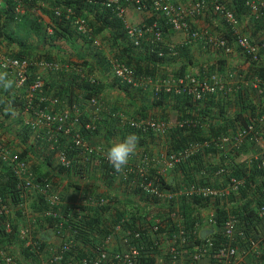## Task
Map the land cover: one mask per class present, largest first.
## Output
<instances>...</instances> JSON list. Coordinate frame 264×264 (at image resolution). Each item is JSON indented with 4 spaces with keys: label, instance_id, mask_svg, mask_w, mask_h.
Instances as JSON below:
<instances>
[{
    "label": "built area",
    "instance_id": "obj_1",
    "mask_svg": "<svg viewBox=\"0 0 264 264\" xmlns=\"http://www.w3.org/2000/svg\"><path fill=\"white\" fill-rule=\"evenodd\" d=\"M15 18H42L44 10L49 18L58 25H69L81 39L90 41V46L102 50L100 37L94 35L95 26L92 18L100 12L110 14L120 19L125 28L126 43L134 49L150 50L159 58L168 55L176 56L177 48L167 44L168 31L182 34L184 43L200 42L206 48H212L228 55L233 52V46L239 48L242 54L251 62L258 63L264 53V38L253 41L244 32L242 23L236 10L220 0H192L188 5H179L174 0H11ZM80 2L81 9L76 3ZM247 14L254 17H264V0H246ZM133 9L138 14L150 13L155 18L151 23L133 24L128 19V12ZM86 14V15H85ZM215 19L222 23L232 34V42L219 33L212 26L205 24L199 27L192 20ZM162 22V23H161ZM166 29V30H165ZM54 26L49 28L53 36ZM111 70L118 82L134 89L150 90L154 96L173 94L185 96L194 102H201L205 98L220 92L231 93L236 85L232 83L233 73H229L228 81L217 72L203 73L200 77L186 74L181 77H143L139 76L134 67L121 59L110 60ZM58 70L59 65L29 58H14L0 52V69L12 73L15 86L25 91L26 107L24 115L28 117L24 123L31 126L36 139H44L50 145L51 151H56L55 166L59 170H70L73 158L67 151L58 150L59 136L69 138L68 149L76 152L79 161L93 170L95 166L104 168L115 180L121 182L127 190H137L143 196L173 204L177 199L190 200L202 198L209 203L223 201L232 193H238L243 181L230 178L226 185L218 184L225 178L227 170L219 167L211 176L215 183L208 181L187 183L179 189L163 188L156 177L151 176L154 167L160 166L159 174L173 170L188 162L194 155L204 148L214 145L220 151L234 152L246 146L264 145V114L250 120L247 126L237 127L219 139L192 142L184 150L176 153H162L159 158L142 153L138 160L130 159L122 173H116L106 159L103 148L93 146L89 139L96 133L102 121L105 110L100 100L93 96L87 101H73L66 110L53 112L50 109H34L33 101L38 92L44 88L45 81L41 77L32 79V69ZM82 77L91 84H97L98 79L87 72ZM257 85V84H256ZM86 102V103H85ZM32 115H31V112ZM123 128L127 127L136 132L152 133L163 136L171 129L192 128L198 124L195 119L172 123L163 120L139 119L129 115L123 109L107 110ZM20 152L12 150L3 144L0 138V162L6 163L18 179L20 202L18 211L21 216L20 236L26 247L38 249L35 241L34 229L41 226L44 220H52L55 224L57 236L61 244L53 249L50 258L42 264H142V261L154 259V264H200L202 259L208 258L211 264H264V234L254 233L253 230L242 228L235 215H227L222 225L220 240L209 235L199 238L197 231H191L183 223V218L177 211L172 212L170 219H159L148 226L139 221L126 224L127 218L117 219L109 228L100 227L104 234L91 227V220L97 210L109 207L112 197L105 194L88 193L79 201L71 203L66 199L65 187H60L52 180L44 181L42 174L36 172L31 164L19 157ZM259 161V168L264 170V156L254 158ZM159 164V165H157ZM206 174L205 172H203ZM88 177L84 176L83 178ZM1 185V182H0ZM35 198H40V210L32 208ZM177 198V199H175ZM257 213L264 221V189L261 192V203ZM14 210L5 202L0 193V227L5 234L12 231ZM171 222L172 234L167 226ZM28 222V224H24ZM207 222L210 226H218V217L210 213ZM47 226V224L45 225ZM92 230V231H91ZM163 230V231H161ZM87 235L93 242L87 250L80 244ZM116 239L120 246L113 250ZM195 246L192 252L189 248ZM44 251V250H43ZM42 251L36 254L39 256ZM155 256H160L157 260ZM0 264H18L15 255L0 245Z\"/></svg>",
    "mask_w": 264,
    "mask_h": 264
},
{
    "label": "trees",
    "instance_id": "obj_2",
    "mask_svg": "<svg viewBox=\"0 0 264 264\" xmlns=\"http://www.w3.org/2000/svg\"><path fill=\"white\" fill-rule=\"evenodd\" d=\"M51 3H54V0H50ZM229 4L228 0H223ZM233 8L236 10L239 19L242 23L243 16L247 14V8L245 7L246 0H232ZM0 45L4 43L6 40H13V37L8 34V26L10 23L16 22L20 20L19 18H15L13 15V4L11 0H0ZM77 9H81L82 5L80 2H77ZM86 15V14H85ZM251 17V16H249ZM51 19V25L54 26V34L53 37L58 40L67 41L70 44H76L78 41L77 34L72 30L69 25H58L55 24V21ZM155 18H145L142 23H151ZM93 24L95 26V36H99L104 32H108L110 35V40L115 48L117 46L122 45V54L120 55V59L127 63L129 66L135 68L137 74L139 76H149V77H158L160 75L158 68L164 64L166 61L165 58H159L150 50H146L145 48L139 49L136 51L138 54H134L135 49L128 46L126 43V34L125 28L122 21L110 14V12H100L96 14L94 18H92ZM251 24L253 25L248 29L249 22L244 24L243 30L246 34L251 33V40L254 42L259 40L261 36L264 34V17H254L250 18ZM162 23V22H161ZM34 31L40 34V23L36 22L32 24ZM225 29V30H224ZM223 29L224 36L228 38L230 42H232V34L226 29ZM166 30V29H165ZM222 31V30H221ZM84 44L90 45V41L87 39L81 40ZM9 43V42H8ZM185 47L177 48V55L171 56L172 59L179 58L181 55H184ZM38 57H43L48 61H51L50 56L45 55H37ZM187 56V55H186ZM242 56H244L242 54ZM11 57L14 58H27V55L23 54H13ZM169 57V56H168ZM170 58V57H169ZM245 58V65L247 64L246 70H232L237 71V85L235 90L231 93H223L220 92L216 95L209 96L205 98L201 102L193 101L191 98L185 96H175L173 94H160L159 96H154L152 100V106L148 107L143 104V106L139 107V117L140 118H152L155 119V113L153 114L152 109H159L161 112V116L159 120L169 121L170 119H175L177 121H185L188 119H195L198 121V124L192 128H180L176 127L171 129L165 135H163V141L161 146L163 153H176L181 150H184L190 143L192 142H200L203 143L205 141H210L213 137L214 139H219L223 135L227 134L229 129L235 130L237 127L247 126L250 120L255 117H258L264 114V57L261 58L260 62L254 63L251 62L249 58ZM36 59V58H35ZM65 63L61 61V63ZM102 64V63H101ZM105 64V63H104ZM72 71L69 75H64L66 77L65 81L62 83H51L46 82L44 78H41L45 81L44 88L41 92L37 93L36 98L33 101L34 109H50L51 111H62L66 110L65 107H62L63 104L70 105L73 101H78L79 95H82L84 100L91 98L93 96L97 97L101 95L103 84L98 80L97 84H91L86 79L82 77L83 72H87L92 75V67L87 65V61H82L79 63H72ZM226 62L224 60L218 61V67L213 65H208L207 73L209 72H217L219 74H227L230 71L224 70ZM88 66V68H87ZM107 66V64H106ZM187 64L179 67L178 70L174 71L171 75L176 77H181L190 72L187 71ZM194 69L198 68V71L203 67L198 65L192 66ZM108 68V67H107ZM35 68L32 69V79L40 77L35 73ZM170 73H165L163 76H169ZM118 82V81H117ZM242 82V84H241ZM257 84L254 87V84ZM118 85L126 91L130 90V86L122 85L118 82ZM10 91H13L10 93ZM135 91L143 93L148 92V90L144 89H135ZM144 92V93H145ZM25 91L23 89H14L5 92L0 89V97H6L7 101L13 106L15 110V114H5L3 110V106H0V131L4 130L5 133L10 131L11 127L14 124H18L21 126L19 133L24 139V144H22L23 149L21 150L19 157L25 158L29 163L33 162V165L38 167L44 166L46 171H43L41 178L46 181H53L54 174L52 171L56 170L53 166V156L50 151L46 154V150H49V144L46 140L34 139L31 141L32 137V128L31 126H26L23 124V115L26 107V99H25ZM170 106L171 108H168ZM33 110L31 112L32 115ZM157 116V114H156ZM173 123V122H172ZM117 121L112 116H108L103 119V122L99 123L96 133L93 135H99V132L102 131L103 128L108 129L107 135L104 137L106 143L112 142L114 139V135L118 134L123 140L128 134L135 133L140 137L139 146L143 147V153L149 154L148 144L150 142H156L158 136L152 133H142L131 130L130 128H123L122 130L116 132L115 126ZM116 132V133H115ZM115 133V134H114ZM19 135L17 138L21 139ZM59 145L58 147L64 151H67L69 157L73 158L74 162L72 165V169L70 170H62L64 174H69L71 171L75 172V174L79 173L78 177L84 179V176L91 177L93 170H89L88 166L84 171V165L79 161L80 157L77 156L76 152L68 149L69 143L71 140L62 136H59ZM157 137V138H156ZM16 138V139H17ZM155 139V140H154ZM150 141V142H149ZM14 143V141H11ZM246 149V148H244ZM242 149V150H244ZM248 149V148H247ZM246 149V150H247ZM242 150H235L234 152H227V150L220 151L214 147V145H210L207 148H204L201 152L194 155L188 162L183 165H179L174 168L175 173L183 172L187 177L186 183H195V182H203L204 179H207L209 183H215V179H212L211 176L213 171L218 169L220 165H215L211 159L215 158V156L220 155L223 159L221 166H223L225 161H228V164L224 166L227 170V175L223 180L218 184L226 185L230 178H236L238 180H242L243 186H241L238 194H231L229 197V203L232 210V215H235L244 229L253 230L254 233H259L257 227L263 224L264 221L262 218L258 216L257 210L252 209L251 204L255 203L258 207L261 203V192L264 189V170L260 169L258 166L259 161H255L252 159L250 165L247 166L245 161L238 162L237 164L231 165L229 161H234L237 157L243 154ZM162 152L159 154L153 155L154 158H159L162 155ZM54 154V152H53ZM236 154V156H235ZM152 156V155H151ZM159 165V164H157ZM213 166V168L209 166ZM101 168V176L103 180L102 182L108 183L110 185V190L112 189V185L115 182H118L114 179L112 175H109L108 171ZM160 166H156L151 171V176L156 177L161 183L163 188H172V185L159 174ZM108 168V167H107ZM205 172L206 174H203ZM0 193L3 196L6 203L10 205V207L14 210L13 212V224H15L12 228V231L9 234H5L3 228L0 227V245L6 249L10 250V244H20L22 248V261L20 257L16 255L14 251H9L11 254L15 255L18 264H25L27 259L37 260L38 255L36 254L38 251H43L45 249V244L43 240V236H46L48 232H44V235L41 237H36L38 242V249L34 250L32 247H25L24 243L21 240L20 229L22 226L21 216L18 211V204L20 202V194L18 190V179L8 167L6 163L0 162ZM93 180V179H91ZM121 185L123 183L120 181ZM69 187L75 186V189H80V185L76 183H69ZM68 189V188H67ZM65 188V190H67ZM124 192V201L123 199H118V196H111L112 203L109 207L104 208L102 210H97L92 216L91 227L93 231L96 229L102 235L104 232L100 227L105 226V229H109L111 226H108L111 221H105L102 214L107 210H110L112 207L115 208L116 203L120 202L124 203L125 210L117 211L116 214L117 219H126V224H132L134 222L139 221L141 224L148 226L151 224L156 218L165 219L171 216L172 210L168 208V204L160 206L159 200L151 199L149 197L143 196L137 190H127L123 188H118V192ZM128 197H127V196ZM130 196V200H129ZM239 196V198H238ZM144 203L140 209H137L133 199L138 198ZM238 198V199H237ZM40 198H35L32 202V208L35 211H39L40 206ZM121 203V204H122ZM209 201L204 200L202 198H192L190 200L183 199L180 207L181 217L183 218V223L193 231H197L196 229V221L200 218V212L198 209L205 208L208 206ZM226 209V210H225ZM230 209V208H229ZM198 210V211H197ZM217 215H218V228L222 230V225L228 215L227 208L216 207ZM166 215V216H165ZM2 218L0 217V223ZM169 223L170 228L167 231H172L173 228ZM47 224V226H45ZM41 228L45 227V231L50 229V232L55 231L54 221L43 220L41 222ZM39 228V227H38ZM262 228V226L260 227ZM92 231V230H91ZM163 231V230H161ZM88 236L85 235L84 239ZM214 237L218 240L222 238L221 233L215 234ZM203 238V237H202ZM201 238V239H202ZM19 257V258H18ZM142 264H154V259H149L147 261H142Z\"/></svg>",
    "mask_w": 264,
    "mask_h": 264
},
{
    "label": "crops",
    "instance_id": "obj_3",
    "mask_svg": "<svg viewBox=\"0 0 264 264\" xmlns=\"http://www.w3.org/2000/svg\"><path fill=\"white\" fill-rule=\"evenodd\" d=\"M223 2V0H220ZM174 2H176L179 5H188L192 2V0H174ZM229 5L231 7H233V3L232 0H228ZM226 3V2H225ZM1 5V4H0ZM249 14L244 15L243 21H242V27L245 26L244 24H247L248 22L250 23L248 25V29L251 28L253 25L251 24L252 21H250ZM152 18L150 17V13H144V14H138L136 13L133 9H130L128 12V19H131L132 21H135V18ZM138 21V20H137ZM194 22L195 25L202 27L205 24H208L210 26H212L213 28H215L216 31H218L219 33H223V29L224 26L222 25V23L216 21L215 19H201V20H192ZM40 23L41 27H40V34L36 33L32 27L33 23ZM51 26V19L49 18V15L47 13L43 14L42 18H24L22 20H17L16 22L10 23L8 26V34L10 36L13 37V40H6L4 41L3 45H8L5 47H2V45H0V52L5 55V56H12L13 54H23V55H27V58L34 60L35 58L37 61H45L48 63H56L59 65L58 70H52V69H42L40 67H35V73L38 76H42L44 78V80L46 82H51V83H62L65 81L66 77L64 75H69L70 72L72 71V63H79L82 61H87V65L89 67H92V75H94L102 84H103V89L101 92L100 96H97V98L100 100V102H102V104L105 107L104 112L102 113V121L101 124L103 122L104 118L108 119V115H107V110L110 109H121L120 107L117 106H113L110 105L106 99L105 96H107L106 92L107 91H112L113 89L118 90L119 93H121V95L125 96V93H129L130 91L134 90L132 87H129L130 90L126 91L122 88V86L120 87V85H118V80L114 77V74L112 73L111 70V64H110V60H112V58L114 57V53L117 54V58H120V55L122 54V51H120V48H105L102 50H98L95 49L93 47H91L90 45L84 44L81 40V38H77L78 41L76 42V44H70V46L63 47L59 44L58 39H55L53 36H51L49 34V27ZM253 28V27H252ZM222 30V31H221ZM225 30V29H224ZM37 37V39L40 41V46H35L32 43L28 42L25 43V38L24 36H26L28 33L30 35V38H32V33ZM172 32V31H171ZM103 34V33H102ZM99 35L97 37H101L102 36ZM172 36L171 38H169V40H167V44L176 48L179 47H185L184 49V55H181L179 58L176 59H172V57L170 55H168L170 57V59L168 60V56L166 57V61L164 62V64H162L158 70L159 73L164 75L165 73H171L174 72L176 70L179 69V67H181L184 64H187V71L190 72L189 74L194 75V76H202L203 73H207V69H208V65H212L211 63L215 60H223L221 59V57H218L220 55H222L223 57H230V62L234 61V62H239L241 63V65L239 66L240 69L242 70H246L247 69V64L245 65V58L244 56H242V52L239 50V48H237L236 46H233V52L230 55H226L221 51H216L212 48H206L204 46H202V44L200 42H195V43H184V36L182 34H178V33H173L172 32ZM251 34V33H249ZM264 38V34L263 36H261L260 39ZM9 42V43H8ZM43 42V44H42ZM12 45V46H10ZM109 51H114L113 56H110ZM136 51H139L137 49H135L134 54H138ZM221 52V53H219ZM37 55H45V56H50L51 58H49L51 61L46 60L43 57H38ZM139 55V54H138ZM187 55V56H186ZM140 56V55H139ZM263 57H264V53H263ZM61 61H64L65 63H61ZM209 62V63H207ZM102 63V64H101ZM105 63V64H104ZM237 63L234 64L232 67H234V69L237 68ZM107 64V66H106ZM198 65L200 67H203L201 70L198 71L197 69H194L195 66ZM87 66V68H88ZM227 67H231L229 66V64H226ZM225 66V67H226ZM108 67V68H107ZM231 67V68H232ZM0 71H4L2 69H0ZM164 73V74H163ZM9 74V78L12 80H15L14 75L12 73H8ZM112 74V75H111ZM111 75V76H110ZM111 79H110V77ZM235 85H237V81H233ZM242 84V82H241ZM14 89H18L16 88V86L14 85L13 87ZM3 90V89H2ZM13 91H10V93H12ZM25 95V94H24ZM79 101L83 102V101H87L88 99L84 100L82 95H79ZM125 100H128L126 97H123ZM122 100V99H121ZM129 102L132 100H128ZM86 103V102H85ZM132 105L134 106L136 103V100L134 99L132 102ZM152 105V104H151ZM68 104H63L62 107L68 108ZM142 104H140L139 107H141ZM168 108H171L170 106H168ZM159 110V109H158ZM160 111V110H159ZM161 112V111H160ZM158 116V115H157ZM116 121V120H115ZM169 121L171 122H175V119H170ZM116 130H122L123 126H121L119 124V122H117L115 128H113ZM107 131L108 129L103 128L101 132H99V135L96 134V136H100L103 135V140L104 137L107 135ZM232 130L229 129L228 133H230ZM8 139H12L15 137V134H10L8 133L7 135ZM12 137V138H9ZM118 140H121L120 137H118ZM91 143V140L89 141ZM111 143V142H109ZM59 145V144H58ZM149 148L154 149L155 151L158 150L159 147L156 146V143L154 142H150L148 144ZM264 147V146H262ZM58 150H60V148H57ZM151 150V149H150ZM53 151V150H52ZM49 150H46V154H48ZM154 152V151H152ZM162 152V151H161ZM53 153V152H50ZM159 152H154V154H158ZM246 156L244 158H242L241 160H238L240 157H242L243 155H239L237 157L236 160L234 161H229V163L231 165L237 164L238 162L241 161H245V163H247V166L250 165V161L253 159V157L258 158V157H262V155L264 156V152L262 154H260V148L259 146H253L252 148L248 149L247 152L245 153ZM244 154V155H245ZM55 155H56V151H54V156H53V166L54 168H56L55 166ZM222 158L220 157V155L215 156V158H213L211 161H213V163L215 165H220V167H224L228 164V161H225L226 164H224L223 166H221V164H223L224 162H222ZM211 168H213V166H209ZM46 171L44 166H41L39 168V171ZM169 172H172V174H169ZM52 173L54 174L53 182H55L57 185H59L61 188L65 187L66 189L68 188L69 183H76L80 185V194L78 193H74L73 196L68 195L67 193V199H71V197H74L71 203H74L73 201H77L78 199L83 197V193L86 192V194L89 193V191L87 192V190H92L95 193L94 194H105L106 192H110V195L114 197V195L118 196V199H125L124 197V192L122 191V193L118 192V188H123L126 189L124 185H118L120 182H115L112 185V189L110 190V185H108V183H106L105 188H106V192H102V189L104 187V183L101 181V179L103 180V178H99L97 180H88L86 181L85 179H81L78 177L79 173L75 174V172L71 171L69 174H64L63 171L59 170L56 168V170L52 171ZM204 174V173H203ZM164 178L172 185L173 189H179L181 186L187 184L186 180L187 177L185 176V174L183 172L180 173H175V170H170L164 173ZM223 179L221 178L219 180V182H221ZM119 181V180H117ZM207 181V179H204L203 182ZM103 184V185H102ZM96 187L98 188V190H96ZM69 191V189H67V192ZM101 192V193H100ZM232 194H238V193H232ZM69 196V197H68ZM127 196V195H126ZM231 195H229L230 197ZM128 197V196H127ZM229 197L223 201H215V202H211L208 204V206H206L205 208H200L198 209L200 212V218L199 220L196 221V229H197V235L199 238H204L207 237L209 235H212V237H214L215 234H218L220 232H222L221 230H219L218 226L217 227H213L210 226L207 222L208 216L210 215V213H215L217 215V210L216 207H220V208H227L228 210V215L232 214V210H231V206L229 203ZM239 198V196H238ZM237 198V199H238ZM177 199V198H175ZM129 200H130V196H129ZM135 203V206L137 207V209H140L142 207V205H144V203H142V201L138 198L133 199ZM183 199H177V201H175L173 204L169 203L168 208H171L172 210H175L178 212L179 215H182L180 212V207L181 203H182ZM160 202V201H159ZM120 202L119 204L116 203L115 208L112 207L110 210H107L105 213L102 214L104 220L106 221H111V223L108 224V226H112L115 223L116 220V214H118L117 211H123L125 210V206H123L124 203ZM167 204V203H166ZM160 206L165 205V203L160 202L159 204ZM252 209L257 210V206L255 203L251 204ZM230 208V209H229ZM197 210V211H198ZM226 210V209H225ZM218 217V215H217ZM156 220H159L158 218H156ZM156 220H154L153 222H155ZM262 226V228H260ZM41 227L37 228V230L39 231ZM45 227H42V236L44 235V232H48L49 233L46 236H43V241L46 242L45 244V249L43 253H48L51 256V252L53 251V249L58 248L61 244V238L59 236L56 235V233L54 232H50V229L45 231L44 229ZM167 230L170 228V226L168 225ZM242 228H244L242 226ZM257 229L259 230V233L264 232V226L263 224L260 225L259 227H257ZM168 233H170V235L172 234V231H168ZM41 237V236H40ZM83 244H80L82 249L87 250V248L91 247V245L93 244V242H95V240L90 241L89 238H85V241ZM24 246L26 247V245L24 244ZM53 246V247H52ZM120 246V240L116 239L114 245H113V250H117L118 247ZM195 246H191L189 248V252H192L194 250ZM10 250L14 251L16 253L17 256L20 257V260L22 261V248L20 244H10ZM9 250V251H10ZM18 257V258H19ZM160 256H155V258L158 260ZM248 260L247 262H245L246 264H248ZM25 264H34V262L32 263V261L30 259H27ZM200 264H211V261L208 258H204L202 259V261L200 262Z\"/></svg>",
    "mask_w": 264,
    "mask_h": 264
},
{
    "label": "rangeland",
    "instance_id": "obj_4",
    "mask_svg": "<svg viewBox=\"0 0 264 264\" xmlns=\"http://www.w3.org/2000/svg\"><path fill=\"white\" fill-rule=\"evenodd\" d=\"M184 1V0H183ZM135 21H132L131 19H129V21L131 22V23H133V24H141L142 22H144V20H145V18H135L134 19ZM138 20V21H137ZM32 33V32H31ZM173 34H172V32L171 31H168L167 32V35H166V41L167 40H169V38H171V36H172ZM250 38H251V36H252V34H247ZM24 38H25V43H28V42H30V43H32L33 45H35V46H40V41L37 39V37L32 33V38H30V35H29V33L26 35V36H24ZM100 39H101V42H102V45H103V49H105V48H114V46H113V44H112V41L110 40V35H109V33L108 32H104L103 34H102V36L100 37ZM258 41V40H257ZM58 42H59V44L58 45H60L61 44V46H63V47H68V46H70V43L69 42H67V41H63V40H58ZM4 44V43H3ZM2 44V47H5V46H8V45H3ZM42 44H43V42H42ZM10 46H12V45H10ZM117 47H119L120 48V51H121V49H122V47H121V45L120 46H117ZM109 53H110V56H113V53H114V51H109ZM219 53H221V52H219ZM115 55H114V57L112 58V59H120V58H117V54L116 53H114ZM219 56L218 57H221V59H223L225 62H226V64L228 63L229 64V66H233L234 64H236L237 62H234V61H232V62H230V57H226V56H222V55H220V54H218ZM228 55H230V54H228ZM170 58H168V60H169ZM36 60V59H35ZM207 63H209V62H207ZM213 66H217L218 67V60H215V61H213L212 63H211ZM241 65V63H237V68L236 69H234V67H227L226 65V67L224 68V70H226L227 72L228 71H230L229 73H233L234 74V78L232 79V83H233V81H237V79H236V77H237V71H232V70H237V69H240V66ZM241 70V69H240ZM173 73V72H172ZM172 73H170V74H168L169 76H163L162 74H160L158 77H176V76H174V75H171ZM229 73H227V74H220L221 76H222V78L224 79V80H227L228 81V75H229ZM164 74V73H163ZM112 75V74H111ZM110 75V76H111ZM109 76V77H110ZM143 77H146V76H143ZM110 79H111V77H110ZM256 86V83L254 84V87ZM145 92V91H144ZM141 93V92H138V91H134V90H132V91H130L129 93H125V96H123V95H121V93H119L118 92V90H116V89H113L112 91H107L106 92V94H107V96H105V99H106V101L110 104V105H113V106H117V107H120L121 109H123L126 113H128L129 115L131 114L132 116H135L136 118H140L138 115H139V112H138V110H139V106H140V104H142V106H143V104H145V106H148V107H150V106H152L151 104H152V100H153V97H154V94L150 91V90H148V92H145V93ZM123 97H126L128 100H136V102H138V103H136L134 106L132 105V101H128V100H125ZM122 99V100H121ZM152 112H153V114L155 113V120H159V118H160V116H161V113H160V111L158 110V109H152ZM156 114L158 115V116H156ZM23 124L25 125V123H24V121H25V119H27L28 117H26L25 115H23ZM27 126V125H26ZM20 128H21V126L20 125H18V124H14L12 127H11V129H10V131H12L14 134H15V137L14 138H12V137H9V138H12V139H8L7 138V134L9 133V132H6L5 133V131L4 130H1L0 131V138H1V141L3 142V144H5V146H7L8 148H11L12 150H15V151H18V152H21V150L23 149V146H22V144H24V139L22 140V137L20 136V133H19V130H20ZM119 130H116V132H118ZM115 132V133H116ZM114 133V134H115ZM19 135V137H21V139H19V138H17V136ZM118 134H115L114 135V139L112 140V142L113 141H117L118 140V137L119 136H117ZM17 138V139H16ZM36 137H35V135L33 134V132H32V137H31V141L32 140H34ZM103 138V135H100V136H96V135H93L90 139H89V141L91 140V144L93 145V146H96V147H102L103 148V150L105 151L106 150V148L107 147H109L110 145H111V143H106L105 142V140H103L102 139ZM157 138V137H156ZM213 138V137H212ZM121 139V138H120ZM155 140V139H154ZM11 141H14V143H11ZM150 142V141H149ZM162 142H164L163 141V136H158V138L156 139V142H154V143H156V146L157 147H159L158 148V150L157 151H155L154 149H152V148H149V152L151 153V155L153 156V155H155L154 154V152H159V154L161 153V151H162V149H161V144H162ZM264 146V145H263ZM149 147V146H148ZM253 146H246L245 148L247 149H250V148H252ZM259 148H260V154H262L263 152H264V147H262V146H259ZM151 149V150H150ZM244 149V148H243ZM246 149H244V150H242L243 151V156L242 157H240L238 160H241L242 158H244L245 156H246V152H247V150ZM143 150H144V148L142 147L141 148V145L139 146L138 145V149H137V153L135 154V156H133V159H132V161H135V160H138L139 159V157L141 156V154L143 153ZM49 151L50 152H54V151H51V149H50V145H49ZM152 151H154V152H152ZM106 152V151H105ZM163 153V152H162ZM245 154V155H244ZM52 156H54V154L52 153ZM235 156H236V154H235ZM263 156V155H262ZM255 157H253V159H254ZM212 160V159H211ZM243 160V159H242ZM30 164H31V166L36 170V172H38L39 174L41 173H43V170L42 171H39V165H38V167H36V166H34L33 165V162H31L30 161ZM169 174H172V172H169ZM99 178H102V176H101V168L99 167V166H95L94 167V169H93V173L91 174V177H85L84 179L86 180V181H88V180H90V179H93V180H97V179H99ZM120 181H122V180H120ZM120 181H118V182H120ZM0 182H1V180H0ZM104 183V187L103 188H101L102 189V192L104 193V192H106V188H105V185H106V182H103ZM121 183H119L118 185H120ZM103 185V184H102ZM68 189H69V191L67 192V190H65L64 192H66V199H67V193H68V195H70V196H73V194L74 193H79L80 194V190L77 188V189H75V186H73L72 188L71 187H69L68 186ZM96 190H98V188L96 187ZM89 191V193H95L94 191H92V190H87V192ZM101 193V192H100ZM107 194H109V192H106ZM105 193V194H106ZM85 194H86V192L85 193H83V195L85 196ZM69 197V196H68ZM73 198L74 197H71V199H67L69 202H72V200H73ZM80 199H78L77 201H79ZM77 201H73V202H77ZM162 203H165L166 204V202L164 201V202H162ZM166 216V215H165ZM161 219V218H160ZM24 224H28V222H24ZM34 236H35V238L36 237H40L42 234H41V232H42V229L40 228V230L38 231L37 229H34ZM262 234H264V232H261ZM53 247V246H52ZM56 248V247H55ZM44 251H42L41 253H40V255L37 257V260L36 261H34V260H31L32 261V263L34 262V264H42L43 262H46L49 258H50V254H48V253H43ZM17 257V256H16Z\"/></svg>",
    "mask_w": 264,
    "mask_h": 264
},
{
    "label": "clouds",
    "instance_id": "obj_5",
    "mask_svg": "<svg viewBox=\"0 0 264 264\" xmlns=\"http://www.w3.org/2000/svg\"><path fill=\"white\" fill-rule=\"evenodd\" d=\"M44 13H48V11L44 10ZM123 44L125 45V43ZM121 47L123 46L121 45ZM14 84L15 81L9 78V74L7 71H0V89H3L5 92H7L14 87ZM0 106H3L5 114H15L13 106L7 101L6 97H0ZM139 140L140 137L137 134L131 133L128 134L123 140L113 141L111 145L106 148V159L112 165L116 173H122L127 167L130 159L135 156V154L137 153Z\"/></svg>",
    "mask_w": 264,
    "mask_h": 264
}]
</instances>
